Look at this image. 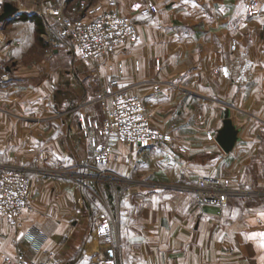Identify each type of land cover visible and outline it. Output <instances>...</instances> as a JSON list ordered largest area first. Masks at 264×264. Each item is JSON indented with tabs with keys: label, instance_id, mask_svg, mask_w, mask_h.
<instances>
[{
	"label": "crops",
	"instance_id": "1",
	"mask_svg": "<svg viewBox=\"0 0 264 264\" xmlns=\"http://www.w3.org/2000/svg\"><path fill=\"white\" fill-rule=\"evenodd\" d=\"M134 1L86 0V15L80 17L92 19L107 10L130 15ZM141 1L156 10L135 15L136 39L103 58L101 81L128 86L140 96L151 123L165 131L168 140L147 147L115 144L106 164L112 175L154 184L151 189L133 186L118 201L113 197L120 216L113 239L117 264H264V192L231 197L215 206L196 202L192 193L157 188L225 174L233 186L263 189L264 0L252 18L245 14L244 0ZM60 2L70 15L72 7L85 3L10 2L17 10L0 27V68L4 61L5 70L8 60L14 63V81L2 85L0 76V105L5 110L0 136L12 138L3 151L5 161L21 164L33 157L36 169L80 174L102 138L84 132L79 119L86 116V124L93 116L100 120L99 104L84 117L75 112L58 116V106L74 101L76 71L43 64L42 59L21 61L26 55L41 58L46 43L47 55L65 50L67 62L74 58L58 30V42L43 40L45 19L36 14ZM85 63L88 98L99 88L93 64ZM223 107L232 123V132H225L231 140L227 151L216 140L223 132ZM32 137L44 139H27ZM28 174L30 207L21 227L0 223V264L3 255L18 252L27 259L51 255L57 264H88L100 245L95 228L105 211L87 191L84 196L81 179Z\"/></svg>",
	"mask_w": 264,
	"mask_h": 264
},
{
	"label": "built area",
	"instance_id": "2",
	"mask_svg": "<svg viewBox=\"0 0 264 264\" xmlns=\"http://www.w3.org/2000/svg\"><path fill=\"white\" fill-rule=\"evenodd\" d=\"M246 9L250 15L257 14L258 1L249 0ZM155 10L153 4L141 0L130 4V15L107 10L92 19L66 14L63 2L52 4L45 9V14L59 25V35L67 42L73 56L79 61L93 64L92 75L99 89L97 97L91 102L100 105L101 119L91 118L88 124L85 119H79V126L84 132L90 129L102 140L95 145L94 152L89 162L84 164L82 173L72 174L64 169H48L41 170L43 174L77 178L86 177V174L93 172L92 176L97 181L105 178L116 179L105 167L115 144L147 147L168 140L165 131L152 125L140 96L132 93L128 86H120L115 81L107 83L101 81V67L106 66L103 58L116 47L136 39L135 15ZM47 39L51 43L59 40L56 35H49ZM155 83L163 82L157 80ZM208 137L211 138L209 133ZM176 185L180 189L189 190L196 202L208 205H224L232 196L257 193L248 189L233 188L223 177L213 175L199 176L191 186ZM29 207L28 169L14 164L0 167V223L12 228H20ZM113 227L115 220L103 213L95 228V235L100 245L90 254L88 264H117L118 248L112 238ZM3 262L4 264H57L51 255L34 260L25 258L21 252L15 255H3Z\"/></svg>",
	"mask_w": 264,
	"mask_h": 264
},
{
	"label": "rangeland",
	"instance_id": "3",
	"mask_svg": "<svg viewBox=\"0 0 264 264\" xmlns=\"http://www.w3.org/2000/svg\"><path fill=\"white\" fill-rule=\"evenodd\" d=\"M5 1H9V2L12 3V2H14L16 0H0V12H2V6H3ZM257 1L259 3L258 13L255 14V15H250L248 13L247 9H246V4L249 2V0H244L243 6H244V10H245V14H246L247 18L255 17V16H257L260 13L261 0H257ZM84 2L85 3H82V4H79L78 6L72 7V10H71L72 11V13H71L72 16L79 17V16H82L84 14L86 15V0H84ZM45 9H38L36 14L41 16L43 19H45V30L42 33V38H43V40L48 41L47 38L49 37V35H56L57 34V30L59 29V27H58L59 25L57 24V22L54 19H52L51 17H49V16H47L45 14ZM66 9H71V7L68 6V8H66ZM68 15H70V14H68ZM0 27H3V21H0ZM260 33L264 34V28L262 30H260ZM34 42L37 45H39V43L36 40H34ZM48 47L49 46H47V43L43 44L41 46V48L43 50V56L41 58H40V56H36L34 58V56H32V55H26L24 57H21V61H23V63L30 64V63L34 62V59H35L36 63H38L39 60L42 59L43 64H59L60 66L72 67V69H74L76 71V76H75L76 90H75L74 101L73 100L69 101L67 103V105L58 106V108H57L58 111L57 112L55 110L54 111L56 112V114H58V116L66 115V114L75 112V114H82L83 117H84V115L89 112V110H87V109L91 108L95 104H98V103H92L91 102L92 100H94L97 97V95H93V96H90V97L86 98V63L82 62V61H79L75 56H74V58L71 59L70 62L69 61L67 62L66 61L67 57H66L65 50L59 51L60 53L58 54V56L47 55L46 51H47V49H49ZM8 61H7V64H8L9 70H5L4 65L6 64V61L3 62L2 66L0 68V76H1L2 82H3L2 85H5L7 83L11 84V82L14 81V78H13L12 73L10 72V70L13 68V66L15 64L12 63V62H8ZM13 90L17 91V89L16 90L13 89ZM21 91L22 90H20L18 92H21ZM83 92H85V94H83ZM72 103H73V105H72ZM99 106L100 105H97V107H99ZM77 107H79V108H77ZM223 108H225V107H223ZM4 111L5 110L0 105V116H1V113L4 112ZM91 111H93V109ZM85 117H84V119H85ZM92 118H96V117L93 116ZM32 119L38 121V118H31V120ZM0 124H1V121H0ZM221 129L223 131H226V132H229V133L232 132V123H231V119L229 118V110H228V108H225V110H224V112L222 114V127H220V130ZM88 131L91 132L90 129H88ZM206 135L208 136V132H207ZM27 139H31V140L38 139V140H42L43 141L44 138H40V137L39 138L38 137L34 138V137H32V138H27ZM11 140H12V138H6V137H3V136H0V167H2L3 165H6V164L20 165V166L26 167L28 169V173L30 171H35V172H38V173H41V174H43L41 172V170L43 171V170H48V169H54V168H50V167H41V168H37L36 169L35 168L36 165H34L32 163L33 159L35 161V158H33V157L28 162L21 163V164L11 163V162L5 161L4 158H3V154H4L3 151L12 145V143L10 142ZM63 141H64V139L62 140V142ZM35 143H37V141ZM58 169H60V168H58ZM89 174H86V177L79 176V177H77L75 179H78V180L81 179L82 180V182H83L82 183V187H83L84 196H86V191H87V193L90 196L95 197L96 204L98 206H100L103 211H105V214L109 218H113L115 220V227H113V232H112V238L114 239V232L118 228V225L120 223V221L118 220L120 218V216L119 215L117 216V209L118 208H117V204L114 202V198L113 197L114 196H118L117 197V201H118L121 198L123 199L124 196L126 195V192H128L131 188H133V186L144 187L145 189L146 188L147 189L148 188L151 189L154 184L148 183L146 180H141V179L138 180V179H134V178L133 179H131V178L128 179V178L119 177V176H115V175L114 176H115L116 179H110L109 180V179L105 178V179L97 181L96 178H94L92 176V174H94L93 172H91ZM213 176L223 177L224 179L227 180V182H228V184L230 186H233V184L230 183L229 178H227V176L225 174H216V175H213ZM194 182L190 183V184L188 183V184H178V185L191 186V185L194 184ZM234 186L236 187V185H234ZM234 186H233V188H234ZM158 187L159 188H161V187L162 188H170L173 192L191 193L189 190H185L183 188H181V189L178 188L176 184L163 185V186L158 184L157 188ZM236 188H238V189H248L250 191L257 192L255 194L246 195V196L239 195L237 197L258 196L259 195L258 193L264 192V187L262 189V188L242 187V186L239 185ZM217 206H223V205H217Z\"/></svg>",
	"mask_w": 264,
	"mask_h": 264
},
{
	"label": "water",
	"instance_id": "4",
	"mask_svg": "<svg viewBox=\"0 0 264 264\" xmlns=\"http://www.w3.org/2000/svg\"><path fill=\"white\" fill-rule=\"evenodd\" d=\"M17 8L13 6L10 2H5L2 6V12H0V21H4L9 18ZM223 131L220 135L216 138L220 146L227 151L231 147V140L228 135Z\"/></svg>",
	"mask_w": 264,
	"mask_h": 264
},
{
	"label": "trees",
	"instance_id": "5",
	"mask_svg": "<svg viewBox=\"0 0 264 264\" xmlns=\"http://www.w3.org/2000/svg\"><path fill=\"white\" fill-rule=\"evenodd\" d=\"M33 17H35V16H33ZM36 23H39V20L38 19L36 20Z\"/></svg>",
	"mask_w": 264,
	"mask_h": 264
},
{
	"label": "snow or ice",
	"instance_id": "6",
	"mask_svg": "<svg viewBox=\"0 0 264 264\" xmlns=\"http://www.w3.org/2000/svg\"><path fill=\"white\" fill-rule=\"evenodd\" d=\"M101 231H103V229H101Z\"/></svg>",
	"mask_w": 264,
	"mask_h": 264
}]
</instances>
